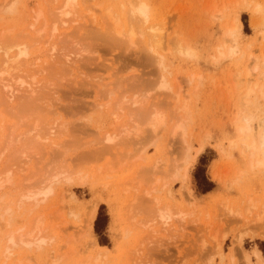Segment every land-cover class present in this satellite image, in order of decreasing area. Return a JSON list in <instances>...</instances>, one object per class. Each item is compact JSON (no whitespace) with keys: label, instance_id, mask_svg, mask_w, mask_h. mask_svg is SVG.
<instances>
[{"label":"rangeland","instance_id":"1","mask_svg":"<svg viewBox=\"0 0 264 264\" xmlns=\"http://www.w3.org/2000/svg\"><path fill=\"white\" fill-rule=\"evenodd\" d=\"M13 1L0 0V8L3 5L7 7H4L5 10L0 9L6 11L0 12L1 34H3L1 30H4L2 28L10 30L9 28L12 27V30L7 31L9 35L6 34L5 29L6 38L8 36L12 38L17 33L16 37H21L20 34L33 36L34 27H39L42 23L41 19L34 22L33 11L40 9L44 14L47 13L50 9L49 1L15 0L14 3ZM112 1L89 0L84 3V0H79L78 20L68 23V26L61 24L58 27L59 32L65 35V38H61L65 40L63 47L67 45V50H71L74 46L78 49L75 51H80L82 54L77 55L76 52V65L71 68L67 63L62 64V67L66 66L61 67V70L65 71H63L64 77L59 76L63 74L60 68L57 70L55 67L56 74H59L55 75L58 77L57 80L55 76H51L52 71H49V78L51 77V80L54 78V82L56 80V83H52L55 84L52 88L55 87L58 92L56 97L49 95L54 99L51 100V106L49 104L51 101L48 102L47 109L50 111L47 115L50 119L53 117L51 121L63 131L60 130L62 133L57 135L58 138L54 141L56 143H50L45 149L43 148L44 151L41 150L42 158L39 164H47V162L51 164L53 159L64 157L70 165L68 167L74 172L79 169L89 176L87 175V180L83 184L74 182L73 178L71 181L74 183L70 181L58 183L55 195H51L46 202L40 203L35 208V215L43 217L53 228L51 235L54 237L51 243L43 245V255L41 254V259L38 256V261L44 263L50 258L48 255L56 250V254H64V252L68 254L64 255L67 256L66 259H63L64 256L61 258L63 260H60L59 264H73V261L91 253L94 250L92 242H95L108 247L114 256L125 254L133 263L134 259L129 251L140 245L142 235H145L146 231H133L126 239L122 235V228L126 225L124 215L126 216L127 213V196L135 192L133 188L128 193L124 192L122 184L127 182L130 186L139 185L138 195H143L142 192L146 188L153 187L154 195L159 196L162 201L172 203L175 208L187 215L182 220L174 219L169 226H157L158 231L150 235L148 241L142 242V256L135 258V260L139 259L137 264H248L245 257V260L242 259L245 255L249 256L252 264H259L252 251L257 247L264 256V239L251 237L248 234V227L245 229V221L242 217L243 211L248 206L255 207L253 212L264 209V170H249L248 173L237 176L235 181L231 182L240 154L237 147L229 148L227 145L236 137L235 124L230 121L235 111L236 95L230 93L232 88L229 80L233 79L229 74L241 64H248L249 61L237 59L236 56L216 62L212 58L216 52L215 46L220 41L222 27L221 20L212 18L210 10L207 11L206 7L209 8L208 5L213 1L217 2L216 6L219 7L221 2L218 3L219 0H146L150 6L149 23L161 32L163 42L160 49L163 60L161 63L166 69L165 81L171 87L165 89L159 86L162 81L160 77L163 75L160 76L158 64L145 49V39L141 35L137 33L134 42L130 45L129 42L126 45L127 43H121L123 41L119 42V40L115 43L116 39L109 37L112 36V32L107 29V25L109 27L111 25L107 24L104 10L113 4ZM120 1L122 0L117 2ZM223 1L226 3L227 0ZM255 1L264 4V0ZM8 7L15 11L7 10ZM243 14L246 15L247 31L244 30L243 25L245 40L242 39L244 42L254 41L250 50L257 55L262 48L264 49V6L262 15L256 16L257 21L261 20L257 30L250 25L251 17L248 11L240 12L241 21ZM51 17L53 18V14ZM105 31L111 35L109 33V36L105 35ZM180 40L183 45L193 44L196 47L197 57L190 58L177 54L176 42ZM43 48L42 43L37 42L33 46L32 54L42 57ZM193 72H200V78H203L202 80L199 78V85L197 79L195 83H188L189 73ZM49 73L44 71L45 77ZM44 75L42 74L43 77ZM38 76L40 77V74ZM257 76L255 73L253 78ZM195 85L197 88H192ZM108 89H112L113 94L107 95ZM175 92L178 96L174 95ZM134 97L144 100L138 110H132L134 106L132 107L131 100ZM116 100H122L123 109L118 110L113 106ZM126 100L127 102H124ZM181 105L188 111L185 109L186 112L180 113L178 106ZM1 106L0 120H7L9 113L7 114L5 110L8 109L4 110ZM47 109L45 108V111ZM155 111L164 113L166 119L164 126L156 132L144 124L145 115ZM178 117L185 122L184 124L181 121L186 128L185 138L191 142L190 152L185 153V143L182 141L180 131L172 132L176 121L179 120ZM125 123L131 125L130 129L134 125L139 127L142 125L139 135L136 137L120 135L118 144L107 152L99 151L103 146H107L104 141L106 135L114 134ZM205 135L210 137L206 138ZM201 143L204 144V148L193 157ZM222 146L224 148H221ZM92 149L96 152L92 153L90 151ZM222 149L230 151L231 155L227 156ZM39 164L37 165L35 160L30 162L27 164L29 174H25V169L21 175H32L37 169L34 166L40 167ZM152 166L155 167V175L148 173ZM212 170H218L222 176H225L226 172V180L223 183L213 180ZM184 171L189 175L187 181L180 179ZM203 179L212 183L209 191L203 192ZM16 180L21 183V176H17ZM62 191L66 198L62 204L64 205L62 220L65 223L61 224V219H55L52 214L53 208L55 207L56 210L60 206L59 194ZM69 192L73 196L68 195ZM90 203L97 206L94 218L87 213L90 210L88 208L93 205ZM234 209L240 211V214ZM70 210L76 214L68 212ZM99 212L105 221L101 236L94 230V222ZM22 222L24 223L23 217L18 215L12 220L13 224L19 223L17 226ZM0 228V232L8 228L2 219ZM222 231L225 232L224 238L221 237ZM237 232L239 236L243 234L238 237L239 239L234 238ZM213 235L219 240L223 238L219 253L216 252ZM123 238L125 240L121 241ZM233 238L239 240L235 241L238 245L233 243ZM99 240H103L105 244H101ZM233 244L238 246V250L235 247L237 252L235 253V248H232L233 256L229 257ZM18 249L15 248L14 251L20 252ZM0 259H3L1 255ZM112 264L118 263L116 261Z\"/></svg>","mask_w":264,"mask_h":264},{"label":"bare ground","instance_id":"2","mask_svg":"<svg viewBox=\"0 0 264 264\" xmlns=\"http://www.w3.org/2000/svg\"><path fill=\"white\" fill-rule=\"evenodd\" d=\"M48 1L50 3V9L47 10V13L44 14L40 9L33 11L34 22H38L40 19L42 20L39 27H34L33 36H27L24 34L23 36L19 33L21 37H16V35H18L17 33L15 36L13 35L12 38L10 36L6 38V36L9 35V33L7 34V31L9 32L12 30V27L9 28L10 30H7L8 28H2L4 29L1 30L3 31V34L0 32V104L3 106L4 110L8 109L5 111L6 113H9V117H7L8 119L6 118L7 120H0V220L2 219L3 223L8 227L0 232V255L3 258L2 260L0 259V264H41L37 258L40 256L41 259V256L43 255V245L45 243H51V240L54 239V237L51 235L53 228L48 222H45L43 217L35 215V208H37L40 203L46 202L51 195H55L58 183L60 184L62 181H74L83 184L87 180V175L89 176V174H84V172L79 169L74 172L69 168L70 165H68V161L64 157L53 159L51 164L48 162L47 164H39L42 158L41 150H43V148L45 149V146L47 147L50 143H56L54 141L58 138L57 135L62 133L60 132V130H62L60 129V126L58 128V125L54 121H51L53 117L50 119L47 115L50 111V109H47L48 102L54 99H51L50 96L52 97L54 95V97H56V93L58 92L55 87L52 88V86L55 85L52 84L54 82L53 79L56 78L57 80L58 78L55 76L58 74H56L58 70L57 68H60L61 72L62 64L66 65V63L67 66L71 68V66L76 65V52L78 53L77 55L82 54L80 51H75L78 49L74 48V46V49H71L74 51L67 50V45L66 47H63L65 46V42L63 43L65 40L61 38H65V35L63 32H59L58 29L61 24L68 26L70 22L78 20L79 0ZM87 1L89 2V0H84V3ZM117 1L118 0H113V4H110L104 10L107 24L110 23L111 25V27L107 25L108 28H106L111 30L112 36H109L111 34L108 31L109 35L106 31V34H104L111 38H115V43L119 40V42L123 41L121 43H127L126 45H128V42L129 45L131 42H134L133 39L137 33L141 35L145 39V49L152 56V60L154 59L158 64L161 71L160 76L161 74L163 75L160 77L162 78L159 85L160 88L170 89L171 87L165 81L164 77V72L166 71V69H164L165 65H162L161 63V61H163L162 55L160 54V49L163 44L160 35L161 32L158 28H155L149 23V4H147L146 0H122L120 3ZM222 1L223 0H219L218 3L221 2V5H218L219 7L216 6L217 2L214 3V1L211 2V5H208L209 8L204 5L207 11L210 10L212 18L221 20L220 25L222 27L221 37L219 38L220 41L217 42L218 44L215 46L216 50L214 49L216 52L213 57L212 55L211 57L214 62L227 57L233 58L234 56H236L237 59H246L249 61L248 64H241V66H243L242 68L241 66H238L235 71L230 72L229 74L232 76L231 79H233L229 80L232 88L230 93L236 95L234 101L235 111L230 119V121L235 124L236 137L234 135L235 139L232 138L227 145H229V148L237 147L238 154H240L239 162L233 170V179H231V182H234L237 176L246 174L249 170H264V49L262 48L263 51L261 49V52L257 55H254V52H251L250 49L252 48L251 46L254 41L244 42L243 24L240 18L241 11H248L249 16L251 17L250 25L253 29H256L261 22V20L257 21L258 18L256 20V16L262 15L264 4L255 0H227L226 3H223L225 1ZM4 7L5 6L3 5V10H5ZM12 7L14 8V5ZM13 8L8 7L7 10H12ZM12 11L15 10L13 9ZM50 13L53 14V18L51 17L52 14L49 15ZM259 19L262 18L259 17ZM5 29L7 35H4ZM95 31L92 32L95 33ZM258 33L260 34L261 32L259 31ZM105 35L102 36L105 37ZM66 37H68V35ZM20 39L24 40L22 41ZM108 39L110 41V38ZM37 42L42 43L44 46L42 50L44 54L42 57L35 55V53L34 55L32 54V52H34L32 51L33 46ZM60 44L62 45L59 46ZM175 49L179 55L190 58L193 56L194 58L197 57L196 47L193 44L183 45L180 40L176 42ZM65 67L63 66L62 68ZM52 68L55 71H53ZM44 71L48 73L49 71H52L51 76H55L52 78L53 81L51 80V77L49 78L50 73L47 75L48 79H46L47 77H45ZM255 73L258 76L253 78ZM39 74L40 77L38 76ZM59 76L64 77V73ZM200 77V72L189 73L188 83H195L197 79L198 84L199 81L203 79ZM56 80L54 83H56ZM59 80H61V78ZM195 87L197 88L196 85L192 88ZM106 92L107 95H110L113 94L114 91L108 89ZM191 92H193L192 89ZM174 95L178 96V93L175 92ZM195 95L194 97L197 98ZM261 100L263 101L262 103ZM52 101L51 103L49 102L50 106ZM143 101L144 100H141L140 98L134 97L133 100H131L132 107L134 106L132 110H138L142 106ZM124 102H127V100ZM122 103V100H116L113 103V106L116 109L121 110L123 109ZM45 108L47 111H45ZM185 109H187L185 106H178L180 113L186 112ZM52 111L53 110H51V112ZM52 114H54V112H52ZM178 119L172 132L175 133L180 131L183 139L182 141L185 143V153L190 152L191 142H188L185 138V125L181 122L183 121L182 118L178 117ZM188 120H190V118H188ZM165 121L164 113L162 114L161 111H155L152 114L148 113L145 115V123L142 120V122L154 132L163 127ZM128 124H123L121 126L122 128L118 129L114 134L106 135L104 141H106L107 146H103L99 151L107 152V150L118 144L117 140H119L120 135H133L135 137L139 135V130L142 125L140 127L134 125L135 128L132 126L130 129L131 125L129 124L128 126ZM206 135H208V133ZM206 135V138L210 137ZM203 148L204 144L201 143L200 146L196 148V153L193 157H196ZM221 148L224 147L222 146ZM90 151L92 153L96 152L94 149ZM224 151L227 156L231 155L230 151ZM185 156L188 157L187 154H185ZM34 160L40 167L34 166L37 169L33 171V174L30 173L32 175L22 176L21 173L25 172V169V174H29L27 173V164ZM186 165L188 166V164ZM148 173L155 175V167H150ZM183 173L184 174L181 175L182 177L180 179H182V181H187L189 178L188 172L184 171ZM19 175L21 176V183L16 180ZM224 175L225 176L219 174L218 170H212L213 180L219 183H223L226 180V172ZM71 179L73 181H71ZM138 186L139 185H136L135 187L130 186L127 182H123L122 184L124 192L128 193L131 188L135 191L132 195L127 196V213L126 216L124 215L126 225L124 223L125 226L121 231L123 232V237L126 239L133 231H146V234L142 235L140 245L129 251L133 256L134 262L131 263V259L125 256V254L114 256L111 254L108 247L92 242L94 250H92L91 253L84 255L82 259L73 261V264H112L116 261L118 264H137L139 259L135 260V258L142 256V242L148 241L150 235H153L155 231H158L157 226L162 225L166 227L171 225L170 222H173L174 219L182 220L187 216L183 211L181 212L177 207L175 208L172 203L162 201L159 196L154 195L152 193L154 190L153 187L146 188L142 192L143 195H138ZM102 187L103 186L101 185V188ZM59 195L60 206H58L56 210L54 209L55 207L53 208L54 212L52 215H54L53 217L55 219H61L62 224V222L65 223L62 220V208H64L62 207L64 206L62 204L66 195L64 191ZM68 195L73 196L70 192ZM169 195L170 192L168 191V196ZM186 197L188 199L189 196L187 195ZM96 207V204H93L88 208L90 210L87 209L89 211L87 213L91 215V218H94L95 216ZM253 207L254 206H248V208L243 211L242 218L245 221V229L248 227V234L251 237L264 239V209H261L260 211L257 210V212L255 210V212H253ZM224 208H226V206ZM234 211L236 212L237 210L234 209ZM68 212L76 214L73 210ZM237 212L240 214V211ZM16 215L23 217L24 223L22 222L19 226H17L19 223L17 225L12 223V220ZM119 221L121 220L119 219ZM88 228L89 231H91V225H89ZM246 231L247 230H244V232ZM222 232L223 234H221V237H223L225 233L224 231ZM238 234L239 232H237V235ZM237 235L234 238H240L243 234L241 236ZM214 236L215 235H213L214 246L216 252L219 253L221 252V240H223L224 237L219 240L216 239V236L214 238ZM124 238L121 241H124ZM234 238L233 243L239 239ZM119 244L121 245V243ZM235 247L237 248L238 246H234L233 244L231 247V255L229 257L233 256L232 254L234 251L237 253ZM15 248H19L18 250L20 252H15ZM232 248H235V250ZM252 252L256 260L259 261L258 263L264 264V256L262 255L261 250L256 247ZM64 255L68 254L66 252H64V254H56V250H53L51 255H48L50 258L48 260L46 259L47 261L45 260L42 264H59L60 260L66 259L67 256L65 257ZM63 256L65 258L61 259ZM244 257L248 264H252L249 256L245 255L242 259H244ZM41 261L43 262V258Z\"/></svg>","mask_w":264,"mask_h":264},{"label":"trees","instance_id":"3","mask_svg":"<svg viewBox=\"0 0 264 264\" xmlns=\"http://www.w3.org/2000/svg\"><path fill=\"white\" fill-rule=\"evenodd\" d=\"M242 21H243V25H244V30L247 31V22H246V15L245 14L242 15ZM202 182H203L202 184L204 185L202 188L203 192L209 191L212 187V183L210 181H207L206 179H203ZM103 221L104 220L102 218V215L99 212L96 219H95V222H94V230L100 236L102 234ZM99 241L101 244H105V242L103 240H99Z\"/></svg>","mask_w":264,"mask_h":264}]
</instances>
